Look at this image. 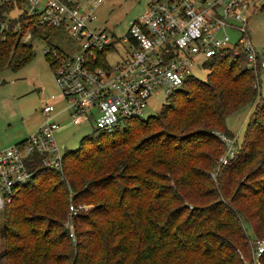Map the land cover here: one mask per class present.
<instances>
[{
	"label": "trees",
	"instance_id": "obj_1",
	"mask_svg": "<svg viewBox=\"0 0 264 264\" xmlns=\"http://www.w3.org/2000/svg\"><path fill=\"white\" fill-rule=\"evenodd\" d=\"M13 6L0 5V21L9 23L0 32V71H17L34 56L31 43L21 39L26 27L42 39L55 30L37 27L24 14L6 18ZM17 19L24 24L18 32ZM203 65L206 79L189 75L158 113L94 129L76 149L64 150L61 172L33 155L31 180L0 211V264H253L247 239L264 238V163L245 174L243 187L235 174L245 173L261 153L264 105H254L236 154L215 184L208 169L224 143L209 138L215 132L233 137L226 118L252 103L258 87L243 54ZM203 147L210 152H199ZM165 175L166 189L153 182ZM69 193L74 202H94L79 218L84 227L74 222V237L63 226ZM187 199L199 204L183 207Z\"/></svg>",
	"mask_w": 264,
	"mask_h": 264
},
{
	"label": "built area",
	"instance_id": "obj_2",
	"mask_svg": "<svg viewBox=\"0 0 264 264\" xmlns=\"http://www.w3.org/2000/svg\"><path fill=\"white\" fill-rule=\"evenodd\" d=\"M0 0L13 6L4 12L6 18L24 14L36 26L66 32L79 44L78 51L68 54L55 47L44 52L50 55L54 81L66 101L63 110L72 125L90 123L98 130H111L128 119H143L147 100L156 89L166 98L181 88L195 59L243 54L246 68L257 79L264 72V49L258 52L248 34L250 10L264 11V0H151L123 37L106 29L91 28L95 6L82 10L77 0ZM26 24V23H25ZM21 22L13 29L21 31ZM9 23L0 21V32ZM229 31L239 33L232 44ZM33 38L26 27L22 40ZM122 47L123 53L114 65L108 59ZM257 87L259 83L257 82ZM42 124L21 144L0 150V211L32 178L33 155H40L44 168L62 170L64 148L56 143L55 134L61 125L54 119L53 104H43ZM225 150L211 176L233 159L235 137L223 136ZM78 208L69 205L63 226L74 237V217ZM253 264H260L264 240H253Z\"/></svg>",
	"mask_w": 264,
	"mask_h": 264
},
{
	"label": "rangeland",
	"instance_id": "obj_3",
	"mask_svg": "<svg viewBox=\"0 0 264 264\" xmlns=\"http://www.w3.org/2000/svg\"><path fill=\"white\" fill-rule=\"evenodd\" d=\"M81 9L86 10L93 7V0H77ZM151 0H102L100 4L95 6L93 11L94 19L89 24L91 28L106 29L116 37H123L126 35L128 28L132 22L139 18L146 9ZM262 0H259L260 2ZM248 34L251 42L258 52L264 49V11L256 9L250 10L248 13ZM231 42L234 43L239 38V33L236 31H229ZM31 43L34 56L31 61L17 71L10 68H5L0 71V150L9 148L18 143V141L27 138L31 135L33 129L44 120L41 108L43 104H53L55 109H61L66 105L61 92L57 88L52 69L46 59L44 50L49 47H55L61 51L72 54L79 49V44L64 31L53 30L48 39L33 37L28 40ZM123 53V48L118 47L117 52L113 53L108 62L114 65L119 54ZM204 59H195L194 64L190 67V72L199 80H205L209 68L203 65ZM256 77V76H255ZM259 83L258 94L252 103L245 105L239 110L231 113L225 121L226 127L233 133V137L241 141L245 132L246 123L256 104L264 105V72L260 73V78L257 79ZM260 88V89H259ZM168 101L161 89H156L147 100V107L144 112L143 119L148 115L156 114L161 107ZM66 113L63 112L60 120H63L60 130L55 134L56 143L64 150H74L79 146L80 139L95 129L94 125L84 123L82 125H72L70 119L66 118ZM58 120V119H57ZM151 132L143 133L149 135ZM157 133V132H153ZM226 136L221 132H215V137L209 140L215 142L218 139L222 141V137ZM222 143H224L222 141ZM235 143V147H236ZM216 144V142H215ZM218 152L214 154L215 159L208 169L211 180L216 184L217 174L212 177L211 173L218 165V160L225 150V143ZM209 153L210 148H201L199 152ZM264 142L260 143V155L254 164L247 165L245 173L242 171L236 173L237 184L244 186L249 182L245 174L264 163ZM206 165V162L199 163V167ZM222 168V167H221ZM220 168V169H221ZM160 171V169H157ZM219 172V171H218ZM164 177L159 176L154 178L153 182L163 188L171 186L170 181ZM215 180V181H214ZM236 184V185H237ZM72 193L68 195V203L66 206V213L69 211L70 203L77 206V215L74 217V222L78 228H83L79 218L82 215H88L89 211L94 207L92 201H73L71 200ZM198 202H191L188 199L183 202V207L188 206L192 208ZM66 219V217H65ZM2 218H0V227H2ZM46 226V223H44ZM250 233V228H247ZM248 246L253 257V240L257 239L250 235ZM263 239L264 238H258ZM3 243V242H1ZM73 254V253H72ZM70 256V255H69ZM72 256V255H71ZM239 256L243 258V254L239 252Z\"/></svg>",
	"mask_w": 264,
	"mask_h": 264
},
{
	"label": "crops",
	"instance_id": "obj_4",
	"mask_svg": "<svg viewBox=\"0 0 264 264\" xmlns=\"http://www.w3.org/2000/svg\"><path fill=\"white\" fill-rule=\"evenodd\" d=\"M64 108V107H63ZM63 108H61V109H58V110H56L55 111V116H54V119L61 125L62 124V122H63V120H60V118H61V115H62V113L63 112H65L66 114V118H68V116H67V111H65V110H63ZM58 119V120H57ZM43 122V121H42ZM42 122H39V124L33 129V131H32V133L42 124ZM31 133V134H32ZM28 138V137H27ZM27 138H24V139H22V140H20V141H18V143L19 142H21V141H24V140H26ZM17 144V143H16Z\"/></svg>",
	"mask_w": 264,
	"mask_h": 264
},
{
	"label": "water",
	"instance_id": "obj_5",
	"mask_svg": "<svg viewBox=\"0 0 264 264\" xmlns=\"http://www.w3.org/2000/svg\"><path fill=\"white\" fill-rule=\"evenodd\" d=\"M62 147H64V146H62Z\"/></svg>",
	"mask_w": 264,
	"mask_h": 264
}]
</instances>
